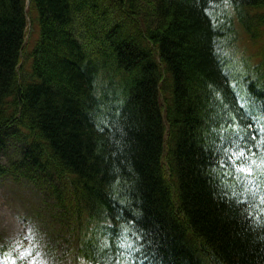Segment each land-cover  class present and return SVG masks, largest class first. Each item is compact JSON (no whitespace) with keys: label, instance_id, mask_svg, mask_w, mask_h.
<instances>
[{"label":"trees","instance_id":"16d2710c","mask_svg":"<svg viewBox=\"0 0 264 264\" xmlns=\"http://www.w3.org/2000/svg\"><path fill=\"white\" fill-rule=\"evenodd\" d=\"M0 179L71 264H264V0H0Z\"/></svg>","mask_w":264,"mask_h":264},{"label":"rangeland","instance_id":"374dc122","mask_svg":"<svg viewBox=\"0 0 264 264\" xmlns=\"http://www.w3.org/2000/svg\"><path fill=\"white\" fill-rule=\"evenodd\" d=\"M26 9L24 50L28 55L39 32L30 4ZM60 217L59 210H52L51 202L42 203L30 186L0 179V240L5 249L1 250L5 255L0 257V264H20L22 260V263L71 264L73 253L76 261L79 246L75 239L68 240L62 230V238L57 237L59 224L65 226L64 221L58 220Z\"/></svg>","mask_w":264,"mask_h":264},{"label":"snow or ice","instance_id":"6c2138e0","mask_svg":"<svg viewBox=\"0 0 264 264\" xmlns=\"http://www.w3.org/2000/svg\"><path fill=\"white\" fill-rule=\"evenodd\" d=\"M252 138L255 139L254 136ZM232 156L236 157L237 162H239V160L241 158H244L245 157V150H239L238 152H233L232 153ZM237 166H238V171H240L242 173H247V174L251 175L252 169L250 167L242 166L239 163L237 164Z\"/></svg>","mask_w":264,"mask_h":264},{"label":"bare ground","instance_id":"6f19581e","mask_svg":"<svg viewBox=\"0 0 264 264\" xmlns=\"http://www.w3.org/2000/svg\"><path fill=\"white\" fill-rule=\"evenodd\" d=\"M251 25V24H250ZM250 31V30H249ZM232 35V34H231ZM227 36V35H226ZM229 57V56H228ZM248 69V68H247Z\"/></svg>","mask_w":264,"mask_h":264}]
</instances>
